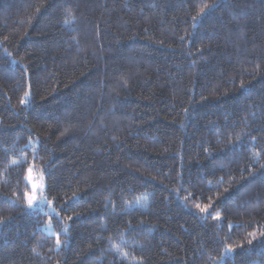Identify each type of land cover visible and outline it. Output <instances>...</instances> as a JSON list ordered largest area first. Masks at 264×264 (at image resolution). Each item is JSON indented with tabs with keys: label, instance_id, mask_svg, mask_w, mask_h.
Segmentation results:
<instances>
[{
	"label": "trees",
	"instance_id": "obj_1",
	"mask_svg": "<svg viewBox=\"0 0 264 264\" xmlns=\"http://www.w3.org/2000/svg\"><path fill=\"white\" fill-rule=\"evenodd\" d=\"M262 234L264 0H0V264H264Z\"/></svg>",
	"mask_w": 264,
	"mask_h": 264
},
{
	"label": "rangeland",
	"instance_id": "obj_2",
	"mask_svg": "<svg viewBox=\"0 0 264 264\" xmlns=\"http://www.w3.org/2000/svg\"><path fill=\"white\" fill-rule=\"evenodd\" d=\"M30 169H31L33 182H35L39 187L34 193L36 196V200L33 202V205L31 207L28 206L27 199L25 198L26 207H28L29 209H40L44 213H52L51 207L49 203L47 202L45 195H44L45 186H44V181L42 179V176L38 171H35L33 168H30ZM27 176H28V172L25 177V182L27 185V193L31 195L33 194V189L29 181L27 180ZM41 229L48 236H51V237L56 236L49 223L45 224Z\"/></svg>",
	"mask_w": 264,
	"mask_h": 264
},
{
	"label": "snow or ice",
	"instance_id": "obj_3",
	"mask_svg": "<svg viewBox=\"0 0 264 264\" xmlns=\"http://www.w3.org/2000/svg\"><path fill=\"white\" fill-rule=\"evenodd\" d=\"M21 103L23 104L24 101L22 100ZM27 180L29 181L32 189H33V194L29 195L28 193H25V198L27 199V203H28V206L31 207L33 205V202L36 200V196H35V191L37 190V188L39 187L35 182H33V179H32V174H31V169L28 170V176H27ZM51 203V202H50ZM197 207L199 208L200 206L197 205ZM200 211L201 212H205L207 211V208H200ZM215 219H219V213H217L216 217H214ZM68 219H72L71 217H68ZM264 235V234H262ZM252 241L249 240V244H251ZM57 244H59V241H57ZM228 252H232L233 249L232 248H228L227 249Z\"/></svg>",
	"mask_w": 264,
	"mask_h": 264
}]
</instances>
